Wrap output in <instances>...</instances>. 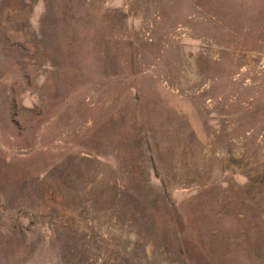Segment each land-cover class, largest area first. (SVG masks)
Instances as JSON below:
<instances>
[{
    "label": "rangeland",
    "instance_id": "obj_1",
    "mask_svg": "<svg viewBox=\"0 0 264 264\" xmlns=\"http://www.w3.org/2000/svg\"><path fill=\"white\" fill-rule=\"evenodd\" d=\"M0 264H264V0H0Z\"/></svg>",
    "mask_w": 264,
    "mask_h": 264
}]
</instances>
